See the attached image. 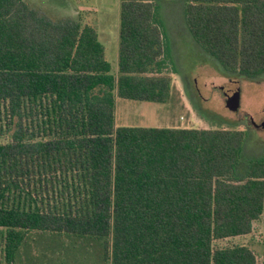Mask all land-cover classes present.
Instances as JSON below:
<instances>
[{
  "label": "trees",
  "instance_id": "obj_1",
  "mask_svg": "<svg viewBox=\"0 0 264 264\" xmlns=\"http://www.w3.org/2000/svg\"><path fill=\"white\" fill-rule=\"evenodd\" d=\"M184 3L224 72L264 79V0ZM119 11L114 74L92 23L0 0V264H257L250 245L223 242L264 220V156L245 157L247 129L117 126L118 97L173 91L161 0ZM43 234L97 259L37 255Z\"/></svg>",
  "mask_w": 264,
  "mask_h": 264
},
{
  "label": "rangeland",
  "instance_id": "obj_2",
  "mask_svg": "<svg viewBox=\"0 0 264 264\" xmlns=\"http://www.w3.org/2000/svg\"><path fill=\"white\" fill-rule=\"evenodd\" d=\"M54 18L81 17L95 25L106 48L112 73L119 72L120 0H26ZM161 17L170 44L166 58L172 76V97L166 103L117 99V126L215 128L232 126L250 132L245 157L264 156V79L259 81L224 72L191 37L184 0H161ZM239 98L232 109L228 100ZM248 244L255 251L257 264H264V220L255 223L252 233L223 242ZM32 251L47 247L52 251L69 248L97 259L94 250L71 245L56 235L43 234L33 242ZM56 257V256H55ZM63 258V257H62ZM64 259V258H63ZM44 261V260H43ZM56 260L47 264H56Z\"/></svg>",
  "mask_w": 264,
  "mask_h": 264
},
{
  "label": "water",
  "instance_id": "obj_3",
  "mask_svg": "<svg viewBox=\"0 0 264 264\" xmlns=\"http://www.w3.org/2000/svg\"><path fill=\"white\" fill-rule=\"evenodd\" d=\"M239 98L236 97V98H233V97H230V100H228L230 106L232 107V109H237L238 106H239Z\"/></svg>",
  "mask_w": 264,
  "mask_h": 264
},
{
  "label": "crops",
  "instance_id": "obj_4",
  "mask_svg": "<svg viewBox=\"0 0 264 264\" xmlns=\"http://www.w3.org/2000/svg\"><path fill=\"white\" fill-rule=\"evenodd\" d=\"M95 26V25H94ZM96 27V26H95ZM97 28V27H96ZM98 30V29H97ZM99 32V31H98ZM99 38H100V33H99ZM101 41V40H100ZM106 49V48H105ZM119 98V97H118ZM117 98V99H118ZM117 99H116V111H117ZM116 117H117V115H116Z\"/></svg>",
  "mask_w": 264,
  "mask_h": 264
}]
</instances>
